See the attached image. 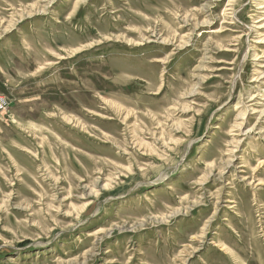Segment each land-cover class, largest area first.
<instances>
[{
	"label": "rangeland",
	"instance_id": "374dc122",
	"mask_svg": "<svg viewBox=\"0 0 264 264\" xmlns=\"http://www.w3.org/2000/svg\"><path fill=\"white\" fill-rule=\"evenodd\" d=\"M0 264H264V0H0Z\"/></svg>",
	"mask_w": 264,
	"mask_h": 264
}]
</instances>
